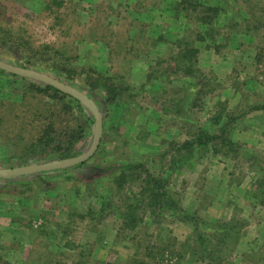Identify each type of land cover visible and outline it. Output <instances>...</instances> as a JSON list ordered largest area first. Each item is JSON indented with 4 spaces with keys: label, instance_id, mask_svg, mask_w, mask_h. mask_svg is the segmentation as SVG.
Listing matches in <instances>:
<instances>
[{
    "label": "rangeland",
    "instance_id": "obj_1",
    "mask_svg": "<svg viewBox=\"0 0 264 264\" xmlns=\"http://www.w3.org/2000/svg\"><path fill=\"white\" fill-rule=\"evenodd\" d=\"M54 1L0 0V24L33 46L68 47L80 74L74 85L61 82L93 100L105 129L82 174L0 180V264H264V0H200L221 8L210 24L174 11V0H62L59 9ZM12 48L0 43V60L16 65ZM188 48L199 51L192 76L175 70ZM33 70L56 74L47 65ZM96 76L100 87L89 88ZM108 77L120 96L105 114ZM27 88L1 78V112L9 104L70 112L62 121L76 126L74 102ZM220 114L221 123L231 121L225 142L185 155L181 145L199 129L218 135L220 125L211 126ZM2 141L0 169L57 160L36 162L21 155L29 143ZM92 143L90 135L82 152ZM128 164L142 166L124 181ZM146 171L164 180L181 210L143 207ZM130 203L135 227L120 217Z\"/></svg>",
    "mask_w": 264,
    "mask_h": 264
},
{
    "label": "trees",
    "instance_id": "obj_2",
    "mask_svg": "<svg viewBox=\"0 0 264 264\" xmlns=\"http://www.w3.org/2000/svg\"><path fill=\"white\" fill-rule=\"evenodd\" d=\"M55 1V7L59 9V5H61L62 0ZM54 4L48 5V7H51ZM172 5L174 11H183V13H185L184 16H188L189 21L195 22L193 19V15H196V22L207 23V21H209V18H211L210 21H212L208 22V24L213 22V16L216 17V14L221 10V8H218L219 6H214L211 4L208 5L206 4V2L202 3L200 0H174ZM208 13H212V16H209ZM0 43L4 45H12L13 47H15L12 48V50L15 52L17 51L21 56V58L17 60L15 66L33 70L37 69V66L47 65V67L50 69L54 68L56 73L52 74V76L48 74L49 76L58 79L59 81H61L62 78L68 79L70 85H74V83L76 82L79 70L76 66H74L73 63L76 62L77 57L69 54V52L67 51L68 47L61 45L57 46V43H43L41 44V46H33V42H31L30 39L26 38L25 35H21L19 32L11 29V27H4L2 24H0ZM198 54L199 51L195 50V48H188L183 50L179 54L178 58H174L175 70H183L184 73H186V75L188 76L194 75L197 71L196 66L198 63ZM1 78H5L8 83L22 80L28 84L27 90L29 92L31 91L33 94H47L55 100L68 99L69 102H74L75 106L79 110V112L77 113L80 116L78 118V121H80H77V124L75 123L76 126H73V124H70L69 120H66L64 122L62 121L63 117L71 114L70 112H37V110L39 109L36 108V110H34L33 108H31L29 109V112L31 111L29 115V112H18L19 109L16 106L9 104L8 107H4V109L6 110L5 112H1L0 110V141L3 140L2 143L7 138L10 140V137L11 139L15 138L16 143H29L25 146L24 150L21 151V153L23 152V154L21 155L25 157L34 156L36 157V162L48 160V158L51 157L57 158V160H64L77 157L84 153L82 152L84 143L88 140V137L90 135L92 138H94V128L96 120L92 113L90 114L88 112H84V110L80 106L81 102L78 99L57 89L52 85L36 81L32 78L22 77L14 73L7 72L3 69H0V79ZM100 80L102 81L101 76H96V84L91 85L89 88L97 89L98 87H100ZM108 80H110L109 77L103 79L102 87H104L103 89L105 94L102 97L100 96L103 99L102 106L104 108L105 114L109 111L111 103L116 98H118V96H120L117 88L112 83H108ZM51 108H48L47 110H52ZM262 109H264V106H262ZM13 110H15L16 112H12ZM221 119L222 116L220 114L219 116H217L216 121H214L211 126L212 128L218 127L220 125V128L218 130L214 129V131L220 130V134L218 132V135H212L210 133L211 131L207 129H199V131L195 134L193 140L186 141L181 145V149L186 151L185 155L191 157L193 156L194 151H198L199 153L203 154L210 149V145L214 146L216 145V143L221 142V140L222 143H224L225 139L222 137L225 135V132L227 131V128L231 121L223 124L221 123ZM102 120L103 129H105V115H102ZM12 121H15L16 124H13ZM19 123L23 125V129L19 128ZM38 123L40 125L36 127L35 124L38 125ZM31 126H33V128L29 129ZM102 138L103 131L101 140ZM100 144L98 146V149L100 147ZM98 149L91 158L96 155ZM15 153L18 152L16 151ZM91 158L68 168L43 171L34 173L33 175L37 177L36 180L38 181V183H40L45 181L49 175L59 171L68 172L72 169L76 171V173L82 174L79 168L85 166ZM139 166L128 164L122 167V172L119 174V178L121 180L124 179L125 181V179L129 175H127V172H134L137 168H139ZM93 170L94 172L100 171L102 173V170L92 168L91 172ZM88 174H90V172ZM26 177L27 175L17 176L13 178ZM13 178L0 180L7 181ZM140 178L141 177L139 176V179ZM164 184L165 182L164 180H162V178L153 177L152 174L146 171V176L142 183L143 186L140 189V194L142 196L148 193L147 196L145 195L143 197L144 201L146 200L148 202L144 203L145 205H143V207H146V210H149L153 207H158V209H170L171 211L181 210L177 208L176 202L173 201L172 198H170L169 193H167V191H163ZM133 197L136 198L135 195H133ZM106 205L107 204H105L104 206L102 205V208L100 210L101 212L105 211ZM133 206L134 203H130L129 205L127 204L122 214H120L122 220L126 219L125 225H127V227L128 225L129 227H135L137 223V214L135 213ZM151 214H154V211ZM224 225L225 224L218 227H223ZM199 238H202L201 242L205 241L203 237Z\"/></svg>",
    "mask_w": 264,
    "mask_h": 264
},
{
    "label": "water",
    "instance_id": "obj_3",
    "mask_svg": "<svg viewBox=\"0 0 264 264\" xmlns=\"http://www.w3.org/2000/svg\"><path fill=\"white\" fill-rule=\"evenodd\" d=\"M0 69H3L10 73H14L22 77L32 78L36 81L52 85L56 87L57 89L73 96L74 98L78 99L81 103L85 104L87 107L90 108L96 120V124L94 128L93 143H92L91 148L87 152L77 157L64 159V160H55L51 162L31 164V165L16 167V168L0 169V179H7V178H13L17 176L30 175V174H34L38 172H43V171H51V170L68 168L73 165L82 163L94 155V153L98 149V146L100 144V140L102 137L103 120H102V114L101 112H99V109L95 105L93 100H91L87 95L80 92L79 90H76L73 87L69 86L68 84H65L59 81L58 79H55L47 74L37 72L34 70L20 68L15 65L3 62L1 60H0Z\"/></svg>",
    "mask_w": 264,
    "mask_h": 264
}]
</instances>
